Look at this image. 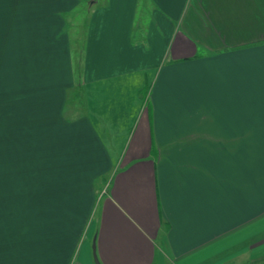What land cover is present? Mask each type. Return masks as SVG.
I'll return each mask as SVG.
<instances>
[{"label":"crops","instance_id":"0c3cea01","mask_svg":"<svg viewBox=\"0 0 264 264\" xmlns=\"http://www.w3.org/2000/svg\"><path fill=\"white\" fill-rule=\"evenodd\" d=\"M84 1L35 83L62 127L1 111L0 264L264 262V0Z\"/></svg>","mask_w":264,"mask_h":264},{"label":"rangeland","instance_id":"374dc122","mask_svg":"<svg viewBox=\"0 0 264 264\" xmlns=\"http://www.w3.org/2000/svg\"><path fill=\"white\" fill-rule=\"evenodd\" d=\"M64 1L0 0V126L4 121L1 111L9 113L10 125L13 124L11 120H14L13 125L16 126V117L12 114L15 106L12 105L17 89L21 90L23 85L25 142L33 140L34 111L42 113L40 121L42 124L45 123V126L52 121V126L57 122L56 127H62L65 123L64 118L55 116L49 118L44 115L47 116L49 112L55 113L57 108L70 111L74 107V98L73 100L69 98L62 107V101L58 102L48 87L41 89L38 85L35 86L40 79L57 76L55 70L57 58L62 59L61 64H65L67 55L64 46H61L63 32H69L70 38L76 36L72 40L74 63L79 67L77 72L79 75L82 50L75 40H79L80 31L83 30L85 20L90 16L91 7L94 5L84 1L76 8L68 10L64 17L67 25H64L60 22ZM59 32L62 33L61 37L57 36ZM54 63L55 66H52ZM92 119L95 123V115H92ZM56 127H51V130L55 131ZM56 133L59 141L73 140L72 134H64L61 128H57Z\"/></svg>","mask_w":264,"mask_h":264},{"label":"water","instance_id":"95a60500","mask_svg":"<svg viewBox=\"0 0 264 264\" xmlns=\"http://www.w3.org/2000/svg\"><path fill=\"white\" fill-rule=\"evenodd\" d=\"M95 261H96V264H101L96 254H95Z\"/></svg>","mask_w":264,"mask_h":264},{"label":"trees","instance_id":"16d2710c","mask_svg":"<svg viewBox=\"0 0 264 264\" xmlns=\"http://www.w3.org/2000/svg\"><path fill=\"white\" fill-rule=\"evenodd\" d=\"M260 264H264V262L260 263Z\"/></svg>","mask_w":264,"mask_h":264}]
</instances>
